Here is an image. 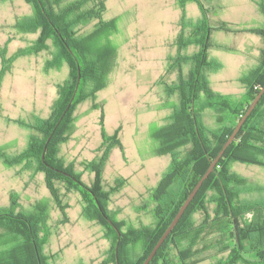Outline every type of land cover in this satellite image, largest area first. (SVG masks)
Wrapping results in <instances>:
<instances>
[{
  "label": "trees",
  "instance_id": "trees-1",
  "mask_svg": "<svg viewBox=\"0 0 264 264\" xmlns=\"http://www.w3.org/2000/svg\"><path fill=\"white\" fill-rule=\"evenodd\" d=\"M27 1L33 7L32 15L20 19L16 26L29 31L39 29V35L33 45L19 48L8 59L5 48L0 45L4 70L10 69L9 62L16 57L47 48L46 41L50 39L55 52L46 67H58L60 62H65L71 71L67 79L57 84V97L50 115L44 119L32 117L27 125L23 124L37 132L30 135L29 145L19 158H36L39 169L44 172L46 186L63 214L64 206L55 193V182L80 194L82 215L98 221L116 244L110 251L111 261L142 264L264 85V42L259 48L257 63L239 76L244 91L240 95L214 92L204 73L211 65L212 69L219 67L208 58V49L212 46L210 36L213 30L229 31L231 27L224 22L210 24L204 5L206 0L176 1L180 9V30L174 39L177 54L169 59L168 70H176L178 78L171 85L167 84L165 90L169 95L176 92L177 103L171 106L167 122L152 134L158 142L155 154H169L171 161L152 189L154 221L122 229L123 223L115 220L114 213L107 212L98 185L109 153L114 147L120 148L115 136L102 129V155L85 165L95 173L92 186L85 185L71 165H65L57 154V147L73 129L71 111L75 105L94 97L108 83L117 53L110 39L116 32L117 18L101 19L104 0H72L63 5L62 0ZM252 1L264 14V0ZM187 2L197 4L201 14L198 19L187 17ZM89 18L100 21L91 31L78 34L77 27ZM246 31L264 38V30L260 28L241 26L234 32ZM190 46L197 50L193 55L184 54L182 50ZM190 60L193 66L185 75L182 66ZM58 118L61 119L56 124ZM182 149L183 154L178 156ZM234 163L264 168V93L149 264H197L209 251H215L218 256L211 264H264V199H242L241 193L253 188L234 171ZM6 164L11 165V160H6ZM10 200L7 208H0V264H47L41 253L48 234L47 203L41 200L31 210L22 212L18 210L16 194H11Z\"/></svg>",
  "mask_w": 264,
  "mask_h": 264
},
{
  "label": "rangeland",
  "instance_id": "rangeland-1",
  "mask_svg": "<svg viewBox=\"0 0 264 264\" xmlns=\"http://www.w3.org/2000/svg\"><path fill=\"white\" fill-rule=\"evenodd\" d=\"M69 1L72 0H62L61 5ZM176 1L104 0L101 19L117 18L116 32L110 36L117 47L115 66L104 88L75 105L71 111L73 129L57 147L64 164H70L80 180L92 186L95 173L85 165L102 155V129L119 141L120 148H112L106 159L98 185L107 212L114 213L115 220L123 223L122 229L154 221L152 189L171 161L169 154H155L158 142L152 134L167 122L171 106L177 103L176 92L169 95L165 90L178 78L176 70H168L169 59L177 54L174 39L180 30ZM204 5L212 26L224 22L231 27L229 31L211 33L208 58L219 67L212 69L211 65L204 72L209 75V86L214 92L240 95L244 87L239 76L257 63L264 38L250 31H234L241 26L264 30V14L252 0H206ZM32 12L27 0H0V45L6 50V59L19 48L33 45L38 38L39 29L29 31L16 26ZM186 15L191 20L200 17L195 2H187ZM99 21L89 18L76 28L77 33L91 31ZM46 44L47 48L37 53L13 59L9 70H4L0 57V208L10 205L11 194H16L18 210L22 212L31 210L41 200L47 203L48 234L41 247L47 264H117V259H109L116 244L98 221L82 215L80 194L55 182L63 214L46 186L36 158H19L29 145L30 135L37 132L25 125L32 117L44 119L50 115L57 84L67 79L71 71L65 62L46 67L55 52L50 39ZM196 50L190 46L182 52L193 55ZM192 66L193 60L183 64V73L186 75ZM183 152L184 149L178 156ZM6 160H11V165ZM232 168L253 188L241 193L242 199H264L263 167L234 163ZM203 255L204 260L197 264H211L218 257L215 251Z\"/></svg>",
  "mask_w": 264,
  "mask_h": 264
},
{
  "label": "water",
  "instance_id": "water-1",
  "mask_svg": "<svg viewBox=\"0 0 264 264\" xmlns=\"http://www.w3.org/2000/svg\"><path fill=\"white\" fill-rule=\"evenodd\" d=\"M78 72H79V69H78ZM263 93H264V85L260 88L259 92L256 94V96L254 97V99L250 102V104L247 107V110L241 116V118L239 119V121L237 122V124L235 125L233 131L228 136L227 140L223 144V146L220 149V151L218 152L217 156L215 157L214 160H212L210 162V164L207 167L206 171L199 178V180L197 181V183L195 184V186L193 187V189L188 193L185 201L180 206V208L178 209V211L174 215V217L171 220V222L169 223V225L165 228V230L163 231V233L161 234V236L158 238V240L156 241V243L152 247V249L149 252V254L146 256V258L144 259V261L142 262V264H149L150 260L155 255L156 251L162 245V243L164 242V240L166 239V237L169 235V233L171 232V230L174 228V226L176 225V223L180 219L181 215L184 213V211L186 210V208L188 207V205L190 204V202L192 201V199L196 195V193L199 190V188L201 187L203 181L209 176V174L213 170V167L215 166V163L221 157V155L223 154V151L234 140V138H235L237 132L239 131L241 125L243 124V122L245 121V119L247 118V116L251 113V111L253 110V108L256 106L257 102L259 101V99L261 98V96L263 95ZM109 223H111L110 220H109ZM115 252L117 253V250H115Z\"/></svg>",
  "mask_w": 264,
  "mask_h": 264
},
{
  "label": "crops",
  "instance_id": "crops-1",
  "mask_svg": "<svg viewBox=\"0 0 264 264\" xmlns=\"http://www.w3.org/2000/svg\"><path fill=\"white\" fill-rule=\"evenodd\" d=\"M207 78H208V81H209V84H210L209 75H208V77H207ZM210 85H211V84H210Z\"/></svg>",
  "mask_w": 264,
  "mask_h": 264
}]
</instances>
